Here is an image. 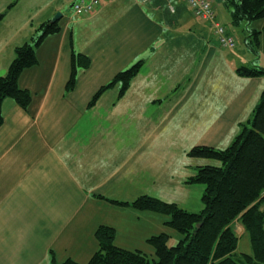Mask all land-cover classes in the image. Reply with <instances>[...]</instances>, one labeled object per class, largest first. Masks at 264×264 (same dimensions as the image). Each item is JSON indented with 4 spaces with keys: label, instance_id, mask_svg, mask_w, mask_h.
Instances as JSON below:
<instances>
[{
    "label": "crops",
    "instance_id": "obj_1",
    "mask_svg": "<svg viewBox=\"0 0 264 264\" xmlns=\"http://www.w3.org/2000/svg\"><path fill=\"white\" fill-rule=\"evenodd\" d=\"M76 1L0 0V76L15 49L62 14L60 31L36 50L38 64L20 75L19 86L32 94L29 107L13 99L2 105L0 264H52V256L85 264L98 250L95 233L102 225L116 230V246L154 256L148 239L172 237L167 217L109 200L130 204L147 195L186 203L192 197L186 180L207 164L187 152L227 148L264 91V77L237 74L241 66L257 65L249 47L255 59L240 66L246 51L219 45L185 0H102L85 16L74 13ZM210 1L231 24L227 0ZM261 27L238 26L247 46L249 33L262 34ZM73 52L88 57L90 66L67 91ZM140 60L123 96L117 84L90 105L103 86ZM176 143L185 144L177 150ZM164 170L172 186L162 188ZM194 188L202 208L204 187ZM161 189H176L180 198L164 199ZM233 227L238 237L247 234L239 221Z\"/></svg>",
    "mask_w": 264,
    "mask_h": 264
},
{
    "label": "trees",
    "instance_id": "obj_2",
    "mask_svg": "<svg viewBox=\"0 0 264 264\" xmlns=\"http://www.w3.org/2000/svg\"><path fill=\"white\" fill-rule=\"evenodd\" d=\"M231 24L240 26L264 19V0H227ZM5 13L0 14V20ZM58 22L43 23L30 42L15 49V57L6 75L0 76V126L3 123L4 100L13 99L27 109L32 94L19 86L22 72L38 64L37 48L51 34L58 33ZM261 31L249 33L248 47L258 55ZM143 60L118 73L112 81L103 86L90 105L109 88L120 84L119 96H123L133 79L142 68ZM90 66L88 57L72 53L71 73L67 91L74 88L80 70ZM237 74L244 78L264 77V68L258 65L241 66ZM188 157L201 159L207 164L197 166L195 173L186 180L190 185H202V208L189 212L176 203H168L152 196H141L130 205L140 211L161 214L167 217L166 225L179 235V242L170 247L168 234L152 236L148 243L153 247L156 259L153 264H264V91L252 118L242 125V130L225 149L210 146H194ZM239 221L248 234L252 252L237 253L239 237L234 222ZM116 230L102 225L95 237L98 250L85 264H152L150 256L141 251H131L115 245ZM52 264H81L72 259Z\"/></svg>",
    "mask_w": 264,
    "mask_h": 264
},
{
    "label": "rangeland",
    "instance_id": "obj_3",
    "mask_svg": "<svg viewBox=\"0 0 264 264\" xmlns=\"http://www.w3.org/2000/svg\"><path fill=\"white\" fill-rule=\"evenodd\" d=\"M222 7H225V6H222ZM72 9H73V7H72ZM57 14H61V13L58 12V13H56V15ZM220 15H223L222 12L220 13ZM216 16H217L218 21L222 25H224L227 29L232 31L231 34L236 39V47L234 49L237 48L236 50H239V51H243L244 50L248 54L247 58H249L250 61H248L247 58L246 59L242 58L240 66L241 65H250L251 63L249 64V62H252L255 59V57H256L257 58L256 64L259 67L264 68V30H262V34L260 35V45L258 47V55L257 56L255 55V57H254V55L247 49L248 46L245 44V42H243V39L241 38L242 37V35H241L242 33L240 32L241 30H238V27L233 26L232 24H230V21H224L223 19L221 20L220 16L218 15V12H216ZM222 17H224L225 20L227 19V17H225L224 15ZM252 24L257 26V27L262 25V27H263L264 19L255 20V21L252 22ZM182 144H185V143H180V144L176 143L175 149L181 150L180 147H181ZM180 158L181 157H179V156L175 157V159L177 161H179ZM185 158L189 160L190 157L189 158L185 157ZM169 174H170V171H165V170L161 171L160 182H161L162 188L166 187V186H172L170 181H169V178H168ZM196 186L202 187V185H198V184L190 185L189 187H191L192 194H191V192H189L187 194H190V196H192V197L189 200H187V201H183V202H186L184 204L182 203L183 205L181 203H179L182 208H184L185 210H187L189 212H199L201 210V207L200 208L198 207V204H197V202L195 200V191H194L195 188L194 187H196ZM158 192H160L159 193L160 196L162 198H164V199L168 198V195H174L176 193V196H172L171 197V199H175L178 196V192H180V191H177L176 189H175V191H173V190H167L166 191V190L161 189ZM187 194H185V195H187ZM178 198H180V197L178 196ZM159 199H161V198H159ZM199 203H201L200 200H199ZM170 231L171 232L169 234L172 235V237L169 239V243L168 244H169L170 247H172V246H175L179 242V239L177 237V236H179V234L173 229H170ZM236 251H237V253H247V254L252 252L251 242H250V238H249L248 234H245L243 237H239V243H238V247H237ZM149 258L151 259L152 264H153V260H155L156 257L155 256H150Z\"/></svg>",
    "mask_w": 264,
    "mask_h": 264
},
{
    "label": "built area",
    "instance_id": "obj_4",
    "mask_svg": "<svg viewBox=\"0 0 264 264\" xmlns=\"http://www.w3.org/2000/svg\"><path fill=\"white\" fill-rule=\"evenodd\" d=\"M101 2L102 0H78L73 3L72 7L76 15L85 16L93 13ZM185 2L196 17L210 25L219 45L228 49L236 47L235 37L230 35L227 28L218 21L212 1L185 0Z\"/></svg>",
    "mask_w": 264,
    "mask_h": 264
},
{
    "label": "water",
    "instance_id": "obj_5",
    "mask_svg": "<svg viewBox=\"0 0 264 264\" xmlns=\"http://www.w3.org/2000/svg\"><path fill=\"white\" fill-rule=\"evenodd\" d=\"M62 18L61 14H57L52 20L51 23H56Z\"/></svg>",
    "mask_w": 264,
    "mask_h": 264
}]
</instances>
